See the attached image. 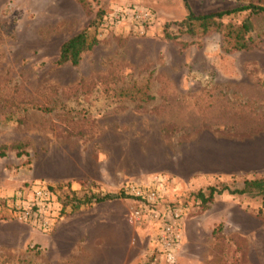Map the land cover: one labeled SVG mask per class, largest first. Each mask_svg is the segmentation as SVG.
Returning <instances> with one entry per match:
<instances>
[{
  "label": "rangeland",
  "instance_id": "1",
  "mask_svg": "<svg viewBox=\"0 0 264 264\" xmlns=\"http://www.w3.org/2000/svg\"><path fill=\"white\" fill-rule=\"evenodd\" d=\"M183 2L0 0V264H264L260 197L223 191L205 207L193 198L264 177V15L192 33L181 24L188 9L264 0ZM138 9L149 18H115ZM247 19L251 43L232 50L228 28ZM81 31L91 48L77 65L58 63ZM62 164L90 177L78 178L79 195L160 177L159 209L182 211L174 260L153 241V222H129L131 196L58 213L49 231L15 219L8 201L37 184L52 187L60 212ZM91 215L98 235L83 225Z\"/></svg>",
  "mask_w": 264,
  "mask_h": 264
},
{
  "label": "built area",
  "instance_id": "2",
  "mask_svg": "<svg viewBox=\"0 0 264 264\" xmlns=\"http://www.w3.org/2000/svg\"><path fill=\"white\" fill-rule=\"evenodd\" d=\"M128 16L134 21L142 17L149 18L146 10H122L115 18ZM161 178L155 176L150 183H127L123 187V193L135 199L137 207L130 211L128 220L130 223H140L148 220L155 224L153 241L159 246V251L168 261H173L176 254V246L182 238V217L180 209L160 210V189L157 186ZM52 187L46 184H37L30 190L28 197L15 195L11 198L9 208L12 215L18 221L32 224L49 231L58 217V203Z\"/></svg>",
  "mask_w": 264,
  "mask_h": 264
},
{
  "label": "trees",
  "instance_id": "3",
  "mask_svg": "<svg viewBox=\"0 0 264 264\" xmlns=\"http://www.w3.org/2000/svg\"><path fill=\"white\" fill-rule=\"evenodd\" d=\"M185 2L186 0H184L183 3ZM185 5L187 7V3H185ZM247 10L251 15H264V4L248 3L245 5H239L235 8L212 11L201 15H196L188 9L187 15L181 24L184 25L187 28V31L191 33L194 31L195 27L205 31L210 28L219 29L221 26L219 23L220 19ZM251 28V21L249 19L243 21L237 29L228 28L226 36L230 39L229 42L232 44V50H244L249 47L251 43V38L249 37ZM92 44V41H88L85 31H81L71 36L60 46L58 63L62 64L69 61L72 65H77L80 60L81 53L90 49ZM65 185L66 192L63 193L59 206L60 213L63 215L68 213V211L74 212L82 207L92 205L93 203H102L113 200L116 197H130L129 195L123 193V191L119 194L84 193L79 195L77 191L71 189L69 183H65ZM223 191H227L229 195L237 194L260 197L262 207L264 208V177L245 179L240 187L233 189H229L227 185L218 190L214 186H209L207 188V193L204 191H198L193 198H195V201H197L199 205L205 207L208 202L213 200V196L215 194H220Z\"/></svg>",
  "mask_w": 264,
  "mask_h": 264
},
{
  "label": "crops",
  "instance_id": "4",
  "mask_svg": "<svg viewBox=\"0 0 264 264\" xmlns=\"http://www.w3.org/2000/svg\"><path fill=\"white\" fill-rule=\"evenodd\" d=\"M70 163V162H68ZM59 173H61L60 175H58L57 177H59V179L56 180L57 181H61L62 183H69L70 187L72 190H75V191H79L82 189V185L83 183H81L80 180H78V178L82 179L83 181L87 180V178H90L88 177L87 175H83V174H73V173H79L76 171V166L75 164H67V165H61V168L58 170ZM82 181V182H83ZM108 203V201H105V202H102V204H106ZM83 208V207H82ZM79 209L80 212H87V210H84V209ZM78 210V211H79ZM111 222H113V218H109ZM70 220V219H68ZM71 221V220H70ZM101 222V220H97L93 215H91V218H85L83 220V225L85 227H88V228H93V232H95V234H99V223ZM114 225V223H113ZM110 228V224L108 223V230ZM56 232H59L58 230ZM31 236L33 235L35 240H37L38 242H47L49 241L50 239V236L51 235H48L46 237H43L42 235H38L36 233L32 234L30 233Z\"/></svg>",
  "mask_w": 264,
  "mask_h": 264
}]
</instances>
